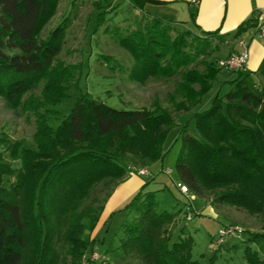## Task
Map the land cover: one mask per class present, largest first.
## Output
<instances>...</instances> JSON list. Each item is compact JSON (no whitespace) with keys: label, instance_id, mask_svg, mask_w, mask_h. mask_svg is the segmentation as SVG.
<instances>
[{"label":"trees","instance_id":"16d2710c","mask_svg":"<svg viewBox=\"0 0 264 264\" xmlns=\"http://www.w3.org/2000/svg\"><path fill=\"white\" fill-rule=\"evenodd\" d=\"M129 1L140 12L139 27L125 31L106 25L104 32L133 56L131 79L172 75L197 60L204 66L202 71L187 68L183 72L178 86L182 100L173 103L176 111L199 104L211 89L220 69L209 58L227 37L237 38L257 24L253 15L232 32H180L172 21L143 11L145 2L156 1ZM49 2L0 0L4 10L0 18V95L10 103L17 102L30 80L51 64L66 29L81 11L82 0H73L68 15L46 38L38 39ZM95 2V9L104 8L101 0ZM104 13L98 12L93 31L105 22ZM102 61L112 60L105 56ZM242 70L235 71L237 76L229 81L227 91L217 92L207 108L193 114L194 129L181 127L175 169L178 184L196 196L208 187L222 188L214 203L259 210L264 207V89L255 87ZM79 76L74 82L69 78L71 84L66 85L61 84V76L51 78L57 86L41 105L44 112L37 118L33 135L36 149L0 134L7 157L20 161L10 189L1 190L4 195H0V264H83L84 252L97 243L86 232L95 228L110 195L109 191L96 207L83 205L93 187L106 179L117 183L129 175L130 169L118 161L126 153L138 155L147 164L163 156V143L175 116L156 102L152 109H124L81 94L68 114L57 110L56 105L69 99V89L72 83L76 87ZM53 117L60 120L56 127ZM147 185L120 209L128 216L119 225L118 248L141 264H196L193 238L184 235L171 241L169 234L181 209H159L156 190ZM257 239L264 240V233H249V240ZM244 258L248 264H264L248 246Z\"/></svg>","mask_w":264,"mask_h":264},{"label":"rangeland","instance_id":"374dc122","mask_svg":"<svg viewBox=\"0 0 264 264\" xmlns=\"http://www.w3.org/2000/svg\"><path fill=\"white\" fill-rule=\"evenodd\" d=\"M72 1L49 2L47 18L41 25L38 39L46 38L68 15ZM95 1L82 0L79 16L66 29L59 53L41 76L30 80L32 82L30 87L17 102L10 103L0 95V134H5L11 141L20 140L29 149H36L33 135L37 118L44 112L41 105L47 102L46 98L50 91L56 89L57 85L51 82L55 75L61 76L62 85L71 84L67 80L71 78V82H74L76 76L80 75L76 87L74 88L72 83L69 89L71 93L69 99L55 106L62 114L69 113L81 94H88L112 107L124 109H152L156 102L168 108L175 116V124L163 143L162 158L147 164L143 163L138 155L126 153L118 161L130 169L129 174H137L147 183L151 181L149 189L156 190L159 209L169 211L181 209L169 229L171 241L177 240L180 236L190 235L193 238L192 259L196 264H211V261L212 264H248L244 258V249L247 246L264 259V240H249L250 232L264 233V207L249 210L236 205L214 203L212 200L215 194L222 188H205L201 196L192 194L188 189L183 192L178 184L175 169L181 127L185 125L188 129H194L193 114L207 108L217 92L223 94L227 91L230 87L229 81L237 76V72L220 68L217 64L219 59L234 53L229 51V43L223 44L221 49L209 58L216 62V67L220 69L211 89L202 97L199 104L188 110L176 111L173 103L182 100L178 86L183 72L187 68L202 71L204 66L197 60L176 70L172 75L150 76L144 81L131 79L128 74L134 63L133 56L110 33L104 32V27L117 25L125 31L138 28L140 12L137 8L129 6L127 0H101L104 8L99 11H105V22L93 31L99 12L95 9ZM3 16L4 10L0 5V18ZM177 29L180 32L185 30L184 27L178 26ZM176 31H172V34L176 35ZM229 39L230 37H227L226 41ZM14 51L18 52L19 49L16 48ZM105 56L111 58V63L102 61ZM66 73L69 76H66ZM59 121V117L51 118L54 127ZM0 164L5 166L0 168V172L6 170L5 173L1 172L0 181V195H4L1 190L10 189L19 172L20 161L10 160L4 146L0 145ZM141 169L146 170L147 174H139L138 171ZM115 183L116 180L112 179L98 182L83 205L96 207L102 204L106 194L109 191L111 194ZM127 216L126 211L118 210L111 215L108 222H103L99 217L95 228L86 232L90 238H97V243L84 252L83 264H141L138 259L125 255L118 248L119 225ZM225 227L235 229L234 233L225 237L223 242L216 243L214 235L220 228ZM95 253L98 254L97 258H94Z\"/></svg>","mask_w":264,"mask_h":264},{"label":"crops","instance_id":"0c3cea01","mask_svg":"<svg viewBox=\"0 0 264 264\" xmlns=\"http://www.w3.org/2000/svg\"><path fill=\"white\" fill-rule=\"evenodd\" d=\"M154 1L156 2L143 4L145 13L163 17L172 21L175 26L190 29L198 34L216 29H219L220 33L232 32L239 23L254 15L257 24L237 38L231 37L227 43L229 51L247 52V62L241 72L249 74L255 87L264 89V38L259 34L260 25L264 22V0ZM127 2L129 6H133L129 0ZM144 182L143 177L129 174L116 183L104 204L100 220L108 222L111 215L120 210Z\"/></svg>","mask_w":264,"mask_h":264},{"label":"built area","instance_id":"2783aa9c","mask_svg":"<svg viewBox=\"0 0 264 264\" xmlns=\"http://www.w3.org/2000/svg\"><path fill=\"white\" fill-rule=\"evenodd\" d=\"M197 0H191V2H196ZM259 34L262 38H264V22L261 23L260 28H259ZM247 52L242 51V52H234L231 53L230 55L226 56L224 59H219L217 61V64L220 68H226L228 70L232 71H239L242 70L247 62ZM139 174H147L146 170H139ZM180 189L183 192L187 191V188L183 185H180ZM190 214V213H188ZM188 214L186 215L188 217ZM190 216V215H189ZM235 229L233 228H220L219 231L216 233V243H221L227 237L228 235H231L234 233ZM98 254H94V258H97Z\"/></svg>","mask_w":264,"mask_h":264}]
</instances>
